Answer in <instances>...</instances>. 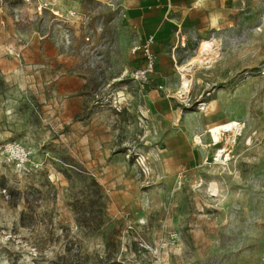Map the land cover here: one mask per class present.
I'll use <instances>...</instances> for the list:
<instances>
[{
    "label": "rangeland",
    "instance_id": "1",
    "mask_svg": "<svg viewBox=\"0 0 264 264\" xmlns=\"http://www.w3.org/2000/svg\"><path fill=\"white\" fill-rule=\"evenodd\" d=\"M58 2H0V264H264V0Z\"/></svg>",
    "mask_w": 264,
    "mask_h": 264
},
{
    "label": "built area",
    "instance_id": "2",
    "mask_svg": "<svg viewBox=\"0 0 264 264\" xmlns=\"http://www.w3.org/2000/svg\"><path fill=\"white\" fill-rule=\"evenodd\" d=\"M24 5L31 7L33 11L40 15L45 11H50L56 19L59 21H65V17L60 13L58 8L57 0H21ZM0 2H4V0H0ZM68 15L70 17H76L77 12H69ZM154 44L153 36H149L143 44H137L134 46L132 53L136 54L138 52L143 53L146 62L143 66L139 67L132 75V78L136 82L140 83H148L151 76L155 72L156 68V57L154 56L152 46ZM184 46V43L182 44ZM5 148L6 151L13 152L18 159L20 166L25 167L29 164V152L26 148L22 147L19 144L11 143L5 146L0 147V149Z\"/></svg>",
    "mask_w": 264,
    "mask_h": 264
},
{
    "label": "crops",
    "instance_id": "3",
    "mask_svg": "<svg viewBox=\"0 0 264 264\" xmlns=\"http://www.w3.org/2000/svg\"><path fill=\"white\" fill-rule=\"evenodd\" d=\"M132 2H138L141 3L142 0H131ZM145 4L151 3L152 0H144ZM57 4H58V8H59V2L57 0ZM142 11V10H141ZM145 17H147V19H145ZM136 21V25L138 26V31L141 32L142 34H147L148 36H153L155 35L156 31L158 30L159 27V21L158 19H154L152 17H150V15L148 13H146L145 9L140 12L138 19L135 20ZM145 21V24H144ZM147 36V37H148ZM23 37L28 39V42H23V46L27 45L28 50L29 49H33L35 48L38 52V57H39V64L38 66L41 67V32H28L26 33V35L23 34ZM147 37H145L144 39L146 40ZM65 62H68V64H70V66H73V68H76V62L75 61H65L63 59H58L56 61L53 62V66L55 68H60L62 64H65ZM60 69H65V67L60 68ZM63 71H57V75L53 76L52 80L49 81L48 84L52 85V99L55 101H64L61 105H59V107H63L64 105L67 104V102H69L70 100H72L70 98V95L72 94L71 92H68L67 90H65L62 85L65 83V78L67 76V72H63ZM38 82L40 83L39 85H41V76H38ZM46 84V81H44Z\"/></svg>",
    "mask_w": 264,
    "mask_h": 264
},
{
    "label": "bare ground",
    "instance_id": "4",
    "mask_svg": "<svg viewBox=\"0 0 264 264\" xmlns=\"http://www.w3.org/2000/svg\"><path fill=\"white\" fill-rule=\"evenodd\" d=\"M203 49L206 50V51H207L208 49H210V44H209L208 42H205V43L203 44ZM187 89H188V83L185 81V82L183 83V87L181 88L180 95H181V94L184 95L185 92H188Z\"/></svg>",
    "mask_w": 264,
    "mask_h": 264
}]
</instances>
